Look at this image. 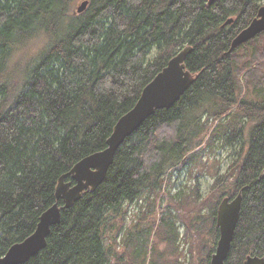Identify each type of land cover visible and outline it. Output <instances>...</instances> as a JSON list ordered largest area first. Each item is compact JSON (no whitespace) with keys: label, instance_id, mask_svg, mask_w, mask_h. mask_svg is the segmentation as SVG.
<instances>
[{"label":"trees","instance_id":"16d2710c","mask_svg":"<svg viewBox=\"0 0 264 264\" xmlns=\"http://www.w3.org/2000/svg\"><path fill=\"white\" fill-rule=\"evenodd\" d=\"M79 1L0 0V256L35 230L56 202L58 179L73 182L70 168L106 148L117 119L185 46L191 47L185 66L198 73L192 84L124 140L104 180L61 211L45 247L21 264H120L104 242L109 215L159 191L169 171L190 167L205 138L210 144L238 139L244 126L228 137L224 123L232 111L251 123L247 137H239L246 152L237 174L216 187L215 207L201 215L205 198L198 214L181 222L192 258L198 247L201 264H210L219 237L217 204L242 191L224 264L264 255V87L255 98L239 96V75L249 65L236 54L260 34L229 51L263 0H87L77 13ZM37 38L42 47L17 64L16 52ZM190 227L194 235L187 234ZM136 249L141 264H162L155 245L143 241Z\"/></svg>","mask_w":264,"mask_h":264},{"label":"rangeland","instance_id":"374dc122","mask_svg":"<svg viewBox=\"0 0 264 264\" xmlns=\"http://www.w3.org/2000/svg\"><path fill=\"white\" fill-rule=\"evenodd\" d=\"M262 3L264 4V0ZM258 37L256 41L251 40L247 47L236 51L242 66L249 65L239 75L240 97L255 98L257 90L264 87V80L255 81L257 76L264 77V32ZM41 41L37 38L21 53L16 52L14 55L16 63L21 62L22 66L25 59L42 47ZM234 113L232 111L224 122L230 128L227 136L239 135L237 130L233 129L244 126L240 135L246 138L251 123ZM217 123L218 120L214 122V126ZM240 135L238 139L228 144H221L219 141L210 144L205 138L197 160L190 167L169 171L159 191L144 193L135 201L125 202L116 213L110 214L104 228V242L111 259L120 261V264H133L132 261L141 264L143 259L141 253L137 254L136 248L141 242L146 241L156 246L158 255H162L160 261L162 264H201L198 247L193 258L191 256L189 240L185 239V224L181 221L185 222L198 214L193 211L206 198L207 206L201 209V215H205L215 207L216 187L223 183L229 184L235 178L241 156L246 152L241 148ZM163 221L165 224L173 225L172 228L167 229L162 225ZM195 233L193 227L190 230L188 228V235ZM202 235L205 236L204 233ZM194 238L195 236L190 239ZM198 243L196 241L195 247Z\"/></svg>","mask_w":264,"mask_h":264},{"label":"water","instance_id":"95a60500","mask_svg":"<svg viewBox=\"0 0 264 264\" xmlns=\"http://www.w3.org/2000/svg\"><path fill=\"white\" fill-rule=\"evenodd\" d=\"M216 0H207L210 5ZM76 4L75 11L83 12L87 7V0ZM233 18L227 19L229 24ZM264 32V4L261 5L255 17L240 30L231 40L229 51L248 42ZM185 46L175 54L166 65L143 87L141 93L131 109L121 115L113 126L107 139V146L103 150L89 154L78 160L68 171L72 181L66 182L62 175L55 187L56 202L43 211L39 217L35 230L21 241L13 243L0 256V264H21L43 249L47 243V236L51 227L60 222L61 211L71 207L78 201L85 191H94L104 180L111 165L117 148L130 136L140 124L157 109L169 108L192 84L198 73H191L185 66V58L190 51ZM242 191L229 199L224 197L218 204L216 211V226L219 237L215 251L211 255L210 264H224L231 247L234 233L240 219ZM61 201V204L58 203ZM242 264H264V255H248Z\"/></svg>","mask_w":264,"mask_h":264},{"label":"bare ground","instance_id":"6f19581e","mask_svg":"<svg viewBox=\"0 0 264 264\" xmlns=\"http://www.w3.org/2000/svg\"><path fill=\"white\" fill-rule=\"evenodd\" d=\"M82 1H83V0H82ZM79 4H81V3H79ZM79 4H78V5H79ZM87 4H88V3H87ZM76 7H77V6H76ZM76 7H75V9H76Z\"/></svg>","mask_w":264,"mask_h":264}]
</instances>
